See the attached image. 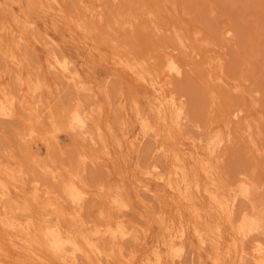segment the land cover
<instances>
[{
    "label": "rangeland",
    "instance_id": "obj_1",
    "mask_svg": "<svg viewBox=\"0 0 264 264\" xmlns=\"http://www.w3.org/2000/svg\"><path fill=\"white\" fill-rule=\"evenodd\" d=\"M129 8L132 9L130 10ZM142 18L144 22H142ZM130 19L133 20L131 21ZM14 20H18L21 25L27 26L21 31L25 38V43L22 42L24 43L22 46V43L19 44L20 46L15 43V34L17 36L19 32L17 27H15ZM119 20L120 22H118ZM128 20L131 25L127 24ZM28 23L29 25H27ZM78 23H85L83 25L84 28H81ZM117 23L120 24L119 28ZM126 27H129L128 29L131 32L127 31ZM5 28L14 29L15 31L10 34L7 30H4ZM92 29L95 30L93 31ZM88 31H90V34ZM151 32L155 35L151 34ZM178 34L185 42L182 45L179 44L176 38ZM220 35L221 39L219 38ZM126 36H129L127 41ZM119 38L121 39L120 41ZM221 40H224V44ZM114 41L119 42L114 44ZM112 43L115 48L111 45ZM126 43L128 44L126 45ZM218 43L222 45L220 46ZM116 44H121L120 46L117 45L118 49L115 46ZM119 47H124V50ZM25 48L29 50L26 51ZM136 48H138V53ZM8 50L10 51L8 52ZM12 50L20 57L23 55L22 58H24L23 69L19 72L5 63L3 53H10ZM133 51L136 55L133 54ZM182 51H186V53ZM0 52V83L11 89L14 85V79L20 76L21 72L22 78L27 77L36 80L40 78L39 81L48 86L41 93L44 98L40 94V100L46 99V102L50 104L55 112L56 110L78 108V106L82 107L81 109L83 110L85 108V112L87 111L86 109L90 110L87 113L92 114L93 122L96 121L95 124H97L99 132L101 131V134H99L103 138L101 141H104L111 160L109 164L102 163L101 160L107 157L102 151V143L98 142L100 144L98 145L101 146V148L99 147L101 151L97 144V146L93 147L85 142L88 146H84L85 143L83 141L80 142L74 139L62 127L55 131L57 133L54 132L57 138L56 145L53 144L47 147L42 142H35L31 144V148L30 146L26 147L19 136L20 126L18 119L0 121V147L2 148L0 149L3 150L1 155H4L7 161L11 162L10 159L12 157V160L14 159V161L25 165L26 168L28 167L30 170L28 168L26 170L30 175H36L32 168V160L37 161L38 159L40 163L52 164V166L60 169H68L67 166H72L69 168L72 171L78 169V158L81 156L100 160V164L88 166L91 170L86 169L89 172L83 173L85 179L82 175V180L84 184L91 191H96L103 183H106V186L115 188L123 186L124 188H120L127 193L132 211L134 210L131 213L127 212L129 219H126L131 222L134 220L136 223H133V221V225L147 232L148 243L144 249L139 246V248L137 247L139 252H137L135 251L136 249H133L128 244V247H125V253L134 250L133 252L140 256L149 254L156 247L164 248L166 242L165 226L162 224L159 215L169 221L168 225L174 226L176 230L180 229L182 224H186L188 227L190 232V238L187 240L189 247L182 264L208 262L207 258L209 256L204 250L201 251L203 258H199L196 252L190 251L196 248L191 229L193 225L200 224V227L214 231L218 221L222 223L224 241L223 245L220 246L221 250L226 252L229 249L233 253L231 254L232 258L225 259V261H228L225 264H237L236 255L243 250L250 253L251 241H253L251 238L257 240L264 247V243H262L264 242V230L252 235L253 237L243 240L245 242H241L240 238L234 233L236 232L234 228L237 227L239 219L237 214L240 216V211L249 213L250 211L248 210L252 208L253 203L255 205L254 199L256 204L258 202L262 203L261 205L258 204L261 209L258 208V205L255 208L258 210L264 209V0H123V2L122 0H57V2L52 0H0ZM52 53L58 56L62 54L70 59L78 68L87 88L92 92L79 94L66 86L59 89L55 85L54 80H52L54 77L46 73L44 67L46 58ZM147 55H149V59L146 58ZM168 55H172L181 67L183 66L181 78L164 77L163 71L165 69H162L163 64H160V61L165 60L166 57L164 56ZM126 56L132 58H127ZM34 59H36V62ZM131 59L134 60L132 61ZM128 60L137 63L142 61L141 64L145 65L144 68L147 72L150 71L152 73L153 71V75L158 73L160 85L163 86L162 93L154 92L152 87L145 83L136 70L129 65ZM146 60L150 61V65L149 61L147 62ZM153 60L158 61V65L156 61L152 65ZM208 61L210 64L208 63L207 65ZM37 62L39 67L38 64H35ZM161 63H164V61ZM188 63L193 66L191 64L188 66ZM149 66L153 68H149ZM155 66H157V69ZM41 68L42 70H40ZM154 68L157 71L161 70L156 72ZM217 68L219 69L217 70ZM40 71H43V73L41 74ZM214 71L215 73H213ZM58 89L59 91H57ZM112 94L114 96H111ZM120 97L123 99V108L125 109L119 104V106L117 105ZM170 98L176 99L177 102L180 101L179 103L184 108L186 120L180 129L175 126L172 118L169 117L168 109L164 107ZM43 100L41 102L46 106V102ZM161 100L164 103L163 106H160ZM109 101L112 102L109 103ZM88 103L93 105L91 106ZM65 104L70 105L66 108ZM117 106L118 108L120 107L119 110L121 111L117 109ZM236 110L239 111V121L237 120L238 118H233L232 114H230V112L233 113ZM93 111H95L94 115ZM98 123L100 126H98ZM227 129L230 132L232 131V134ZM148 134L153 135L150 137ZM214 134L225 137L226 143L218 151V157L213 160L206 154L209 138L204 136L210 137ZM203 138L207 140L203 141ZM140 140L141 142H139ZM149 145H151L150 147L153 145L161 146L166 151L167 157L163 158L159 151L156 152L154 150H152L153 152L150 151L151 154L147 151ZM225 145L228 146L226 147ZM76 155L78 157H75ZM178 159L185 165L192 177L198 180L197 182L202 190L210 185L209 179L206 178L203 172V166L210 159L214 161L213 167L212 163L209 162V165L214 170L213 179H216L217 186L219 185L218 187L221 188V191L223 190V193L225 191V195L228 198L234 195L232 192H234L235 185H237L236 181L238 182L242 178H247L249 181L251 179L253 186L255 185L254 183L259 184V188L255 185L258 189L255 190L254 188L256 194L253 193L254 196L252 198L255 197L253 203L251 202L252 200L250 203L237 202L236 210L234 209L235 215L233 213L234 219L230 226L229 224L225 226L224 220L222 219L223 221L221 220L220 222V219L214 215L213 205L206 199V196L204 194H194L193 202L195 206L193 208L197 210L200 217V220H196L190 203L185 202L167 187L158 184L145 175V166L155 164L160 169H170ZM4 161L6 160L3 159ZM3 162H0V186L10 191L15 196L16 202L30 211L33 224L38 226V222L40 223L44 217V210L31 198L27 186L16 185L12 176L6 170V167L9 166L8 162L6 164H3ZM105 164L108 166L106 167ZM96 167L99 169L104 168V170H101V172ZM103 171L106 172V176ZM102 175L104 177H101ZM89 182L92 184L90 185ZM141 185L148 187L154 197L141 193L139 189ZM102 187H105L104 184ZM147 198L150 200H147ZM92 200L86 201L85 207H87V202L89 203L88 207H84L86 210L83 208L85 211L83 212L82 210L81 213V217L84 214L87 215L88 218L85 220L88 223L94 221V219H91L92 216L95 220H99L97 218L98 208H100L99 202L97 203L98 200L92 202ZM0 207V248L2 249L1 257L3 261L7 264H20L24 253L26 255L29 251H42L36 240L28 241L29 243L24 247L17 243L15 246V243H12V241L22 242L23 240L19 231L17 232L16 229L14 230L11 227L13 222H17L16 220L19 219V216L17 217L15 213L5 210L2 204H0ZM157 210L161 211L160 214L157 213ZM213 215L216 219L214 217V219H211ZM202 216L204 217L202 218ZM83 217L82 219L86 216ZM192 245L194 246L192 247ZM126 248L127 250L129 248V250L126 251ZM143 251L146 252L144 253ZM193 253L197 255L195 256ZM42 254L44 255V253ZM234 254L235 256H233ZM45 256L43 258H47ZM47 263L57 264L55 262ZM167 263L171 264L169 261L165 262V264ZM241 264L246 263L243 262Z\"/></svg>",
    "mask_w": 264,
    "mask_h": 264
},
{
    "label": "bare ground",
    "instance_id": "obj_2",
    "mask_svg": "<svg viewBox=\"0 0 264 264\" xmlns=\"http://www.w3.org/2000/svg\"><path fill=\"white\" fill-rule=\"evenodd\" d=\"M52 1L57 2V0H52ZM122 2H123V0H122ZM144 9H145V7H144ZM94 14H96V13H94ZM150 15H151V13H150ZM144 19H146V18H144ZM117 20H118V18H117ZM118 22H120V20ZM142 22H144L143 18H142ZM150 22H151V20H150ZM155 22H157V21H155ZM128 23H129V25H131L129 20H128L127 24ZM14 24H15V27H17V30L19 32L17 36L14 33L15 39H16L15 43L18 44L17 46H20L19 44L25 41L24 35L22 34L21 31L23 29L27 28V26L21 25L18 20H14ZM78 24L80 25L81 28H84L83 25H85V23H83V24L78 23ZM142 24L144 25V23H142ZM27 25H29V23ZM133 25H134V22H133ZM147 26H149V25H147ZM30 27H31V25H30ZM117 27L119 28L120 24H118ZM130 27H132V26H130ZM150 27H151V25H150ZM100 28H101V24H100ZM126 28L128 29L129 27H126ZM157 28H158V26H157ZM224 28H222V29L224 30ZM87 29H85V30H87ZM89 29H91V28H89ZM4 30H7V32L10 34H12L15 31L14 29L12 30V29H8V28H5ZM156 30H158V29H156ZM223 30H222V32H223ZM225 30H228V29H225ZM127 31H129V29ZM7 32H6V34H7ZM88 32L90 34V31H88ZM129 32H131V31H129ZM175 32L177 33V31H175ZM152 33L153 32H151V34ZM175 34H174V36H175ZM126 37H127L126 41L129 40L128 39L129 36H126ZM222 37H224V36H222ZM30 38H32V37H30ZM125 38H122V39H125ZM176 38L179 41V44L182 45L184 42L182 37L178 34V35H176ZM219 38L221 39V35ZM220 39H218V40H220ZM112 40H114V39H112ZM120 40L121 39L119 38V41ZM51 41H52V39H51ZM109 41L111 42L110 39H109ZM119 41H114V44H115V42H119ZM221 41L224 44V40H221ZM24 43H22L21 46ZM220 43H218V44H220ZM114 44L112 43L111 45H113V47H114ZM127 44L128 43H126V45ZM117 45L118 44L115 45L116 48H117ZM120 45L121 44H119L118 46H120ZM149 45H148V47H149ZM152 45L154 46V44H152ZM221 45L222 44H220V46ZM130 46H129V48H130ZM159 46H161V45H159ZM25 47H27V46H25ZM124 47L127 48L126 46H124ZM123 48L121 47L120 49L122 50ZM131 48L134 49L133 47H131ZM138 48H136V52H137ZM209 48H212V47H209ZM3 50H5V49H3ZM28 50L26 49V51H28ZM127 50L129 51V49H127ZM9 51L10 50H8V52ZM186 51L185 52L182 51V52L186 53ZM8 52L3 53V56L5 58V63L8 66L14 67V70L16 69L18 72L21 71L23 69V62H24V58H22L23 55H22V57H20L13 50L10 53H8ZM124 52L126 53V51H124ZM21 53H22V50H21ZM130 53H131V51H130ZM29 54H30V52H29ZM133 54H135L134 51H133ZM61 55L62 54H60V56H58V55L52 53L51 55H49L46 58L47 60L45 61V65H44L45 71H46V73L50 74L51 77L52 76L54 77L52 80H54V82L56 84L54 82L53 83L55 85H57L59 87V89L61 87L66 86V87H70L72 89V91L79 93V94L90 93L91 90H89L87 88V85L84 82V80L81 78L79 70L75 66V64H73V62L70 59H68L67 57H65L63 55L61 56ZM126 55H128V54H126ZM129 55H132V54H129ZM222 55H223V53H222ZM29 56H27V57H29ZM148 56L149 55H147V57H146L147 59H149ZM152 56H151V58H152ZM158 56H156V57L158 58ZM204 56H205V54H204ZM128 57H130V56H128ZM164 57H166L165 60L164 59L161 61L159 60L160 64H163L162 69H165L164 71L162 70L164 72V77L173 78V79L181 78L183 66L181 67L179 62L172 55H168V56H164ZM130 58H132V57H130ZM36 59H34L35 62H36ZM128 61H129V65L134 70H136L137 74H139V76L142 78L143 81H145V83H147L148 85H150L152 87L154 92L159 93V94L162 93L163 86L160 85V79H159L158 73L156 75H153L152 74L153 71H152V73L149 70H148L149 72H147V70L144 68L145 65L143 66L141 64L142 61L139 63L132 62L130 60H128ZM146 61L148 62L149 60H146ZM154 61H156V60H153L151 64L153 65V63L157 62L156 64L158 65V61H156V62H154ZM162 61H164V63H161ZM208 63L210 64L209 61L207 62V65H208ZM32 64H34V63L32 62ZM35 64H38V67H39L38 62ZM143 64H145V63H143ZM189 64H191V63H188V66H189ZM149 65H150V61H149ZM198 66H200V65H198ZM30 67H32V66H30ZM150 67H152V66H149V68ZM155 67L157 69V66H155ZM160 67H161V65H160ZM160 67L158 66V68H160ZM195 67H197V66H195ZM34 69H35V67H34ZM156 69L154 68V70H156ZM218 69L219 68H217V70ZM40 70H42V68ZM160 70H158V71L156 70V72H160ZM215 70H216V67H215ZM162 71H161V73H162ZM211 71H213V70H211ZM31 72H29V73H31ZM40 73L42 74L43 71L42 72L40 71ZM213 73H215V71ZM17 74H19V73H17ZM39 80H40V78H39ZM39 80L31 79V78H27V77L22 78V73L20 72V76H17L13 81L14 85L11 83L12 81L10 82L13 85L11 87V89L7 88L4 84L0 83V121L1 120L6 121V120H17L18 119L19 126H20L19 127L20 139L24 142V145L26 147L30 146V148H31V144L35 143V142H42L47 147L51 146L53 144L56 145L57 138L54 135V132L56 130H58V128L62 127L64 129H66L73 136L74 139H77L80 142L81 141H83L84 143L86 142V143L92 145L93 147L97 146L99 144L98 142H100V144L102 143L103 144L102 145L103 146L102 151H104V154L107 157L106 158L104 157L105 159H103L101 161H102V163L105 162L106 164L107 163L109 164L110 160H111L110 156H109L110 153H109V151H107V148L104 145V141H101L103 139L100 136L101 131L99 132L97 124H95L96 121L95 122L92 121L94 119V118L92 119V117H93L92 114L87 113L90 110L86 109L87 111L85 112V108L83 110V109H81L82 107L80 108L78 106V108H72L69 110H67V109L66 110H56V112H55L51 108L50 104L48 102H46L47 101L46 99H44L45 101L43 99H41L44 102H46V106L43 104V102H41V100H40L41 95H42V98H44L43 94H41V93L44 92V88L45 87L48 88V86L44 83H41ZM172 84H173V82H172ZM9 86H11V85H9ZM118 86H119V84H118ZM59 89L57 91H59ZM48 91H49V89H48ZM152 94H154V93H152ZM117 95H118V92H117ZM59 96H61V95H59ZM111 96H114V95L112 94ZM48 98H49V96H48ZM112 98H114V97H112ZM118 100H119V103H117V105L119 104L123 108V99L120 97ZM112 101H109V103ZM179 102H177L176 99H174V98H170L168 100L167 104H165V106H164L168 109V114H170L169 117L172 118L173 123L175 124V126L178 129H180V127L183 126L182 124L186 120L184 108H183L182 104ZM65 105L67 108L68 105H70V104H65ZM85 105H87V104H85ZM89 105H91V104H89ZM163 105H164V103L161 100L160 106H163ZM118 106H117V109L119 110L120 107L118 108ZM123 109H125V108H123ZM110 111H111V109H110ZM119 111H121V110H119ZM94 113H95V111H93V115H94ZM97 114H99V113L97 112ZM230 114H232L233 118L239 117V111H237V110L233 113L230 112ZM162 116H164V114H162ZM120 118H122V117H120ZM95 119H97V118H95ZM117 120H119V119H117ZM237 120L239 121V118ZM120 122H122V121H120ZM148 122H149V120H148ZM223 123H224V121H223ZM144 125H146V124L144 123ZM98 126H100V124ZM107 129H106V131H107ZM124 129H126V128H124ZM229 129H231V128H229ZM229 129H227V130L230 132ZM151 131H152V129H151ZM108 132H109V130H108ZM110 132H112V131H110ZM55 133H57V132H55ZM230 133H228V134H230ZM152 135L148 134V136H150V137H152ZM154 137H155V135H154ZM199 137L201 138V136H199ZM199 137H198V139H200ZM204 137L209 138L208 144L204 142L205 144H207V149L205 148L206 152H207L206 154L214 160V158L218 157L217 156L218 151L221 149L222 146H224V143H226L225 142L226 138L224 137L225 138L224 139L223 137H221L217 134H214L213 136H210V137L209 136H204ZM198 139H197V141H198ZM141 140L139 142H141ZM206 140L207 139L204 140V138H203V141H206ZM86 143L84 146H88V144H86ZM99 145H98V148L99 147L101 148V146H99ZM151 145H149V148H148L149 150L147 149L148 152H150V151L153 152L152 150H154L156 152L159 151L161 156H163V158L167 157L166 151L161 146L153 145L156 147V148L154 147L155 148L154 149V148H152L153 146L150 147ZM140 147H141V145H140ZM205 147H206V145H205ZM1 149H0V155L3 151ZM100 151H101V149H100ZM3 154H4V152H3ZM93 154H95V153L93 152ZM77 155L75 157H78ZM1 156H2V160H1L2 162H3V159L6 160V161H4L5 163L3 162V164H6L8 162L9 166L6 167V170L12 176L16 185L21 186V187L27 186L29 191H30L31 198L39 206L42 207L41 209L44 210V217L41 219V222L40 223L38 222V224H39V225L37 224L38 226L34 225L30 211L26 207L20 206L16 202L15 196H13L10 191H7L4 189V187L0 186V204H2V207L5 210H7L11 213H15V215H17V217L19 216V219L16 220L17 222H13L11 224V227L14 230L16 229L17 232L19 231V233L23 237V240H22V242L12 241V243L14 242L15 246L17 243L18 245H21L22 247H24L25 245L27 246V243H29L28 241L36 240V243L39 244V247L41 248L40 250H42V251H37L39 253H37L35 251H29V252H27L26 255L24 253L23 260H22V262H20V264H49L47 262H55L57 264H165L166 261L171 262V264H182V260L186 256V254L188 252V247H189L188 246L189 243L187 242V240L190 238L189 237L190 232L188 231V227L186 224H182L180 226V229L176 230L174 228V226L168 225L169 221H167L165 218H163L162 215H159V216H160V220H161L162 224L165 226L164 233H166V242L164 244L165 245L164 248L156 247L154 250H151V252L149 254L140 255V256H137L136 253L133 252L134 251L133 249H136L135 251L139 252V250H137V247L139 248V246H142L143 249L145 248V245L148 243L147 242V232L145 230H142L141 228L133 225L132 222L134 220H132V222L130 220H128L129 217L127 216V212L131 213L132 207H131L130 199H129L127 193L125 191H123V189H122L124 187L120 186L122 188H120V187L115 188V187L106 186L105 185L106 183H103L105 187H102L103 186V184H102V186L99 189H97L96 191H93V190L91 191L88 189V187L84 184V182L82 180L83 173L89 172L91 170L90 168H88V166L97 165L100 160L98 161V159L95 160L94 158L92 159V158L87 157V156H81L80 158H78L79 159L78 160L79 166H78V169H76V171H72L71 169H69L72 166H70V167L67 166L68 169H60V168L52 166V164H48V163L46 164V163H42V162L40 163L38 161V159H37V161L32 160V162L31 161L30 162L32 164V168H33L34 172L36 173V175H30L29 172L27 171L29 168L27 167L28 168L27 169L25 165H22L19 162L14 161V159L12 160V157L10 159L11 160V162H10L4 158L5 157L4 155H1ZM1 156H0V158H1ZM73 157H74V155H73ZM75 160H77V159H75ZM210 160H209V162L212 163V167H213L214 161H212V160L210 161ZM209 162L203 166V172L206 175V178L209 179L210 185L207 186L206 188H204L203 190L201 189L199 183L197 182L198 180H196V179H194V177H192V175L190 174L188 169L185 167V165L183 163H181V161L179 159L173 163V166H171L170 169H162V168L160 169L155 164L148 165L147 167L145 166V168H146L145 169V175L149 179L156 181L158 184H161V185H164L165 187H167L173 193L177 194L180 198L185 200V202L190 203L192 206L193 214H194V217L196 218V220H200V217L198 216L197 210L195 208H193L195 206V204L193 202V195L194 194H197V195L204 194L206 196V199L209 200L210 204L213 205L212 210H213L214 215H216V217H218L220 219V222L223 219L224 221L223 220L222 221L224 222L225 226L227 224H229V226H230V224L232 223V221L234 219L233 213L235 215L236 205L239 203V201L242 203L243 202L244 203L245 202L250 203V201L252 200L251 202L253 203V199L255 198V197L252 198L254 196L253 193L256 192V191L254 192V188H255V190L258 189L259 184L257 185L256 183H254L255 185H257L258 188L255 187V185L253 186L252 180L249 178V176H248V178L250 179L251 182L247 178H242V179L238 178L239 179L238 182L235 180L236 181L235 183L237 185H235V183L233 182L234 185L236 186L235 190H233L234 192H232V193H234V195L231 198H228L225 195V191L223 193L222 192L223 190L221 191L220 190L221 188L218 187L219 185L217 186L216 179L215 180L213 179L214 178V173H213L214 170L209 165ZM0 165H1V163H0ZM107 166L108 165H106V167ZM96 168H98V167H96ZM164 168H165V166H164ZM86 169L89 171H87ZM98 170L101 171V170H104V168H102V169L98 168ZM143 171H144V169H143ZM30 173H31V171H30ZM35 173H33V174H35ZM104 175L106 176V172H104ZM86 176H87V174H86ZM101 177H104V176L102 175ZM83 178H84V175H83ZM98 179H96V180H98ZM105 179H106V177H105ZM100 182H101V180H100ZM89 184L91 185L92 183L89 182ZM92 188L94 189V187H92ZM92 188H90V189H92ZM28 189H26V190H28ZM139 189H140L141 193L143 192L146 195H151L152 197H154L152 191L148 187H146L145 185L139 186ZM228 194H229V191H228ZM138 195H140V194H138ZM143 198H145V197H143ZM32 199H31V201H32ZM148 199L149 198H147V200ZM90 200H92V202L94 200H98L97 203L99 202L98 204L100 205V208H98V211H99L98 216L96 214H94L97 216V218H99V220H97V219L95 220V218L93 216H92V218L90 217L91 219H94L95 223H93L94 221L88 223L85 220L88 218L87 215H85V214L84 215L86 217L84 215H82V217L83 216L85 217V218L83 217L84 219H82V217H81V213H82L83 208L85 207L86 201L89 202ZM88 202L86 204L87 207L89 204ZM254 202H255V205L253 203L254 207L252 205L251 209H249L250 208V205H249V208H248L249 209L248 211H250L249 213L248 212L243 213L242 211H240L241 212L240 216L237 214L239 219H238L237 227L234 228L236 230V232H234V233L236 236H238L240 238L241 242L243 240L247 239L248 237L249 238L253 237L252 235H255V234L261 232L262 230H264V209L258 210L257 208H255V206L256 207L259 206L258 208L261 209L260 205L262 203L261 202L259 203L257 201L258 204H260V205L256 204L255 199H254ZM87 207H85V208H87ZM85 210H83V212ZM94 210H93V213H94ZM160 212L158 211L157 213L160 214ZM214 215L211 217V219L214 217ZM203 217L204 216H202V218ZM126 218H128V219H126ZM130 219H132V218L130 217ZM88 220H90V219H88ZM196 220H195V222H196ZM181 221H183V220L181 219ZM206 221H207V218H206ZM2 222H4V221L2 220ZM212 222H213V220H212ZM235 222H236V220H235ZM133 223H136V222L134 221ZM218 223H219V221H218ZM218 223H217L214 231H210L209 228H204V227L202 228L199 226L200 224L199 225H193V228L191 227L193 240L195 241V244H196V245L195 244L194 245L196 248H193L194 250H190V251L196 252L198 254V257L201 258L202 257L201 251L204 250V252H207V256H209V258H207L208 262H200L199 264H225V262H228V261H225V259L232 258L231 254H233V253L231 250L228 249L226 252H223L221 250L220 246L223 245L222 243L224 241L223 240L224 235H223V230L221 228L222 223H219V224ZM8 225H10V224H8ZM13 229H11V230H13ZM14 233H16V232H14ZM235 235H234V237H235ZM252 239H253V241H251L252 246L250 248L251 252L247 253L246 251L243 250V251L237 253L238 254V255H236L237 256V262H238L237 264H241L243 262H245L246 264H264V247H262L261 244L257 240H255L254 238H251V240ZM243 242H245V241H243ZM262 243H264V242H262ZM128 244L133 248L132 249L133 251H128L129 248H131L129 246L128 250L126 248V251H128V252L125 253L124 250H125V247H128ZM194 245H192V247ZM2 247H4V246H2ZM190 249H192V248L190 247ZM244 249H245V247H244ZM1 250L2 249L0 248V264H7L6 262L3 261L2 257H1L2 256ZM21 250H23V249H21ZM42 253H44V255H46L45 257H47V258H43L44 255ZM2 254H4V253H2ZM7 254H8V252H7ZM194 254L195 253H193V255ZM197 254H195V256ZM235 254L233 256H235Z\"/></svg>",
    "mask_w": 264,
    "mask_h": 264
}]
</instances>
